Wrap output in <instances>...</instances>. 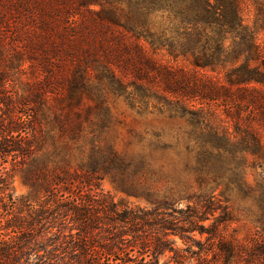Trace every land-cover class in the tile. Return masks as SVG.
Instances as JSON below:
<instances>
[{"label":"trees","instance_id":"obj_1","mask_svg":"<svg viewBox=\"0 0 264 264\" xmlns=\"http://www.w3.org/2000/svg\"><path fill=\"white\" fill-rule=\"evenodd\" d=\"M248 4L0 0V264H161L168 252L175 264H264V195L242 239L216 195L225 178L222 195L250 188L247 168L264 191V1L253 21ZM119 102L190 129L176 141L136 132L120 151L108 136ZM170 150L197 189L155 165ZM16 170L30 186L20 201ZM105 175L152 207L120 206Z\"/></svg>","mask_w":264,"mask_h":264},{"label":"rangeland","instance_id":"obj_2","mask_svg":"<svg viewBox=\"0 0 264 264\" xmlns=\"http://www.w3.org/2000/svg\"><path fill=\"white\" fill-rule=\"evenodd\" d=\"M249 2L248 13L246 17L249 21H253V10L254 0H246ZM264 1V0H263ZM252 3V4H251ZM264 38V34L261 35V39ZM116 118L113 127L109 131L108 136L115 140L116 146L120 151H125L126 149L133 148L136 146L137 138L135 139L136 132H147L148 135H153L159 132H163V139L166 141H176L179 138L185 137L186 131H189V125L183 120H170L166 116H156L149 115L146 118H137L123 102L117 104ZM159 155L161 153L159 152ZM164 165L166 171H168L171 176H183L185 180H193L194 186L197 189L198 185L195 183L194 174L190 171L183 173V163L180 159V155L177 150H170L168 154L162 159H155V165L157 167ZM247 179L250 181V188L246 190H239V188L230 190L225 195H222V191L227 188L228 178H225V183H223L217 190L216 195L219 202L223 205H228L233 209L234 214L238 218L228 229L227 234L230 236H236L237 238H244L247 234L254 232L255 227H260V224L256 221L257 216L261 215L260 209V198L264 195V191L258 186L257 181L261 180L258 173H255L252 168H247L246 173ZM12 194L15 198L20 201L25 198L30 193V186L25 181V172L21 170H16L12 174ZM158 186L163 187V182L159 183ZM101 190L110 195L120 206L122 207H144L151 208L152 204L144 196H135L129 194L122 186H120L116 181L112 179L111 176L105 175L100 180ZM229 200H226V197ZM176 205L179 207H185L188 203L186 197H179L176 201ZM20 203V202H19ZM20 209L24 210L26 213V207L24 205H19ZM208 221L206 224H210ZM176 240L175 245L181 248H187L188 245L185 244L180 237H173ZM196 238L199 240L202 237L197 234ZM196 249V245L193 246ZM189 250V249H188ZM173 253L168 252L160 257L161 264H175L174 259H172ZM31 261H36L35 255L31 257Z\"/></svg>","mask_w":264,"mask_h":264}]
</instances>
